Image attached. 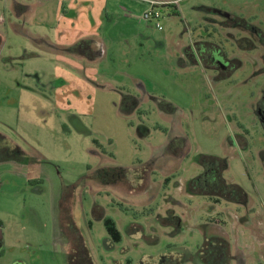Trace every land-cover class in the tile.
Listing matches in <instances>:
<instances>
[{
  "label": "rangeland",
  "instance_id": "rangeland-1",
  "mask_svg": "<svg viewBox=\"0 0 264 264\" xmlns=\"http://www.w3.org/2000/svg\"><path fill=\"white\" fill-rule=\"evenodd\" d=\"M151 5L0 0V264H264V77L231 24L264 30V0ZM208 40L244 65L199 63Z\"/></svg>",
  "mask_w": 264,
  "mask_h": 264
},
{
  "label": "flooded vegetation",
  "instance_id": "flooded-vegetation-1",
  "mask_svg": "<svg viewBox=\"0 0 264 264\" xmlns=\"http://www.w3.org/2000/svg\"><path fill=\"white\" fill-rule=\"evenodd\" d=\"M162 1H165L163 5L172 3V0ZM212 10H215V8H213ZM239 22L240 23L238 24L235 21L231 23L232 27L236 28V35H238L237 46H239L240 50L246 51L247 55H254V60H259V63H261V67L257 68V72L259 75H262L264 77V30L261 27L248 22L247 20L239 19ZM220 23H229V21H220ZM236 24L238 26L235 27ZM235 54L236 53H234V55L230 57L229 53H227L222 48V45L220 43L208 40L203 42L202 48H199L197 54L198 59L197 57L196 59L202 65L215 70L216 73L220 74L219 76H231L235 73L236 70H238L239 67H242L244 65V63L240 61L241 58L239 54ZM261 84V100H259L258 104L256 105L255 111L256 116L264 131V80L260 82V86ZM213 162L214 164H210L209 166H207L202 172L201 177L195 179L193 183L197 187H200L201 194L208 196L212 201L218 202V200L220 201L218 195L222 198H228L230 193H228L224 189L228 187L221 175V164L219 163V165L218 161L215 158L213 159ZM70 240L72 241L71 238ZM71 252H73L70 254L71 264L73 262H75V264L78 262L80 263L81 260L82 264L83 259L82 257H79V253L77 254V252H75L74 250ZM222 255L224 256L223 251H212L210 254V261L212 263L214 260L218 262L217 260L220 261L223 258ZM85 262V264H91V262L87 259Z\"/></svg>",
  "mask_w": 264,
  "mask_h": 264
},
{
  "label": "built area",
  "instance_id": "built-area-1",
  "mask_svg": "<svg viewBox=\"0 0 264 264\" xmlns=\"http://www.w3.org/2000/svg\"><path fill=\"white\" fill-rule=\"evenodd\" d=\"M150 3H152L151 8L147 10L144 16L146 19H154L156 21V26L161 28V23H160L161 11L159 9V6L163 5L165 1L150 0Z\"/></svg>",
  "mask_w": 264,
  "mask_h": 264
},
{
  "label": "trees",
  "instance_id": "trees-1",
  "mask_svg": "<svg viewBox=\"0 0 264 264\" xmlns=\"http://www.w3.org/2000/svg\"><path fill=\"white\" fill-rule=\"evenodd\" d=\"M2 41V37L0 35V43ZM219 201V200H218ZM105 225H106V228L109 232V234L116 240V241H119L121 239V234H120V231L118 230V228L116 227V224H115V221L110 218V217H107L105 219Z\"/></svg>",
  "mask_w": 264,
  "mask_h": 264
},
{
  "label": "crops",
  "instance_id": "crops-1",
  "mask_svg": "<svg viewBox=\"0 0 264 264\" xmlns=\"http://www.w3.org/2000/svg\"><path fill=\"white\" fill-rule=\"evenodd\" d=\"M19 263H20V264H24L23 261H19V260H17V261L15 262V264H19Z\"/></svg>",
  "mask_w": 264,
  "mask_h": 264
}]
</instances>
